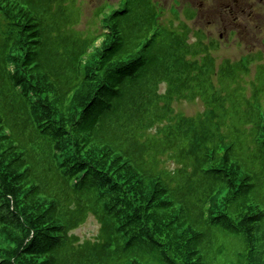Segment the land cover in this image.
Masks as SVG:
<instances>
[{"label":"trees","instance_id":"trees-1","mask_svg":"<svg viewBox=\"0 0 264 264\" xmlns=\"http://www.w3.org/2000/svg\"><path fill=\"white\" fill-rule=\"evenodd\" d=\"M75 1L0 0V264H264V53Z\"/></svg>","mask_w":264,"mask_h":264},{"label":"rangeland","instance_id":"rangeland-1","mask_svg":"<svg viewBox=\"0 0 264 264\" xmlns=\"http://www.w3.org/2000/svg\"><path fill=\"white\" fill-rule=\"evenodd\" d=\"M162 8L160 21L165 25L171 22L178 25L186 21L193 30H203L209 40L220 41V48L215 55L221 61L225 58L238 60L249 53H264V0H154ZM121 0H76L71 2L79 6L82 12L78 29L83 31H103L100 18L95 19L100 7L109 5L115 8L121 5ZM109 7V8H110ZM196 11V17L191 21L185 16V9ZM178 12V17H176ZM181 19V20H179ZM257 62L251 66V74L247 81L255 79ZM251 89V84L247 85ZM166 85L162 86L165 91ZM175 110L187 115H196L205 109L202 100H179L174 102ZM171 167L175 165L170 162ZM100 230V224L95 216H90L86 223L75 229L73 233L81 240H94ZM218 247L224 245L232 252L237 250L231 238L221 236L216 240Z\"/></svg>","mask_w":264,"mask_h":264}]
</instances>
